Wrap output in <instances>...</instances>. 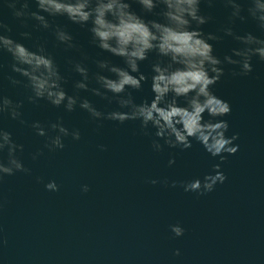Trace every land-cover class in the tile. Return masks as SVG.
<instances>
[{"label":"water","instance_id":"1","mask_svg":"<svg viewBox=\"0 0 264 264\" xmlns=\"http://www.w3.org/2000/svg\"><path fill=\"white\" fill-rule=\"evenodd\" d=\"M31 6L35 10L34 2ZM133 8L143 14L139 5ZM201 11L214 18L202 26L206 33L216 32L228 15L219 2L209 8L202 0ZM2 15L12 28L11 36L27 47H32L36 37L49 41L48 50L68 77L65 88L72 94L79 77L67 61L80 59V52L55 47L53 37L45 32L33 31V40L24 39L20 33L32 29L23 28L6 7ZM54 19L67 26L89 57L108 58L123 66L121 58L102 53L90 43L86 28L67 17ZM237 30L260 35L252 21L237 22ZM211 43L220 58L237 46L231 37ZM157 59L152 54L140 64L148 81L139 91L130 89L138 104L153 99L152 64ZM10 62L7 53L0 56L5 65L0 88L14 100L23 99V89L6 79ZM252 63L254 70L248 76H233L234 66L225 65V75L213 87L215 95L232 108L222 118L230 125L227 135L239 137L234 141L238 151L222 163L195 140L187 150L165 146L163 152L154 151L155 137L143 135L139 121L105 120L98 128L80 109L66 113L43 100L39 105L25 100L23 111L30 123L48 124L63 116L65 126L80 130L81 139L66 137L64 149L50 152L44 147L45 138L32 129L10 117L0 120V126L24 144L21 159L32 170L31 175L17 173L0 184V240H7L6 245L0 244V264H264V62L254 57ZM88 66L97 70L91 60ZM82 95L101 110L117 107L91 93ZM101 145L107 150H101ZM41 149L44 155L33 160L32 155ZM173 158L176 163L169 165ZM218 163L227 180L213 191L201 195L180 186V182L214 174L213 165ZM53 180L60 186L58 192L45 187ZM84 185L88 192L82 191ZM176 224L185 229L181 237L171 231Z\"/></svg>","mask_w":264,"mask_h":264},{"label":"clouds","instance_id":"2","mask_svg":"<svg viewBox=\"0 0 264 264\" xmlns=\"http://www.w3.org/2000/svg\"><path fill=\"white\" fill-rule=\"evenodd\" d=\"M33 2L35 10L31 6ZM203 2L209 8L219 2L228 10L226 21L214 33L203 30L202 26L214 18L202 14V0H4L0 6V56L7 53L11 57L8 65L11 73L6 79L11 86L23 89L24 98L14 100L0 88V120L10 117L32 129L37 136L45 138L44 147L50 152L64 149L66 137L79 141L80 130L65 126L63 116L48 124L30 123L25 118V100L32 105H39L43 100L63 108L66 113L77 109L87 112L98 128L105 120L119 124L139 121L143 135H154L152 148L156 152H163L165 146L187 150L195 140L212 157H220L221 163L224 162L227 155L238 151L239 146H234V141L239 137L238 134L227 135L230 125L222 118L230 115L232 108L215 95L213 87L225 75V65L234 66L233 76H248L254 70V57L264 62V0ZM133 4L139 5L143 14L138 13ZM4 7L23 28L32 29L20 33L24 39L33 40V31L45 32L53 37L55 47H63L65 52H80V59L68 58L67 61L71 72L79 77L73 82L72 94L65 88L68 77L62 74L48 50L49 41L36 37L29 48L14 39L12 28L2 15ZM56 17H67L71 23L86 28L91 34L90 43L102 53L121 58L123 66L108 58L89 57L75 42L67 26L55 22ZM249 21L255 24L260 35L237 30V22L246 24ZM226 37H231L237 46L220 58L211 42L219 43ZM152 54L158 57L152 64L154 96L151 102L145 100L138 104L130 89L139 91L148 81L140 64ZM90 60L96 66L94 72L88 66ZM4 67L0 63V76H3ZM83 93H91L117 107L111 111L101 110ZM152 129H155L154 134ZM100 148L107 150L105 145ZM24 150V144L17 143L12 132L0 126V184L17 173L31 175L32 170L21 159ZM42 155L41 149L32 159L37 160ZM175 163V158L169 160V165ZM213 173L205 175L203 180L180 182V186L186 192L201 195L211 192L218 183L227 180L221 164L213 165ZM38 181L43 182L42 178ZM150 183L159 181L151 180ZM172 186L176 187L177 182ZM45 187L49 191L60 190L54 180ZM82 191L88 192V185H84ZM171 231L175 237L185 233L179 224L172 225ZM0 244L6 245L7 240H0ZM175 255H180L179 249Z\"/></svg>","mask_w":264,"mask_h":264}]
</instances>
